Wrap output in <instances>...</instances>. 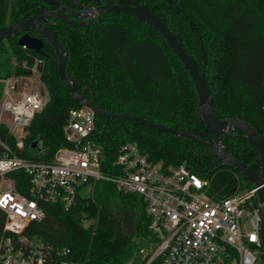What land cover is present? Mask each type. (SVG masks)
Returning <instances> with one entry per match:
<instances>
[{
	"label": "trees",
	"instance_id": "obj_1",
	"mask_svg": "<svg viewBox=\"0 0 264 264\" xmlns=\"http://www.w3.org/2000/svg\"><path fill=\"white\" fill-rule=\"evenodd\" d=\"M58 1L75 7L73 0ZM130 2L155 13L199 71L207 62L205 79L216 118L248 122L264 144V0H103L109 5ZM50 10L38 0H0V28ZM50 30L64 45L75 90L97 106L109 113L208 134L197 115L198 95L188 71L153 27L109 13L97 16L85 29L57 21ZM43 52L45 57L23 50L18 39L0 41V55L11 53L14 58L13 67L0 73V78L30 76L36 60H43L40 80L49 99L28 129L26 153L28 159L51 162L58 149L67 145L64 128L70 110L82 105L62 86L57 54L49 42H44ZM91 138L104 149L111 166L120 148L133 143L166 169L187 163L193 173L210 182L212 195L219 198L253 189L246 176L223 166L204 145L145 125L97 117ZM221 139L235 158L261 171L252 145L226 135ZM37 140H42L40 152L31 150ZM86 187L90 195L78 194L69 209L42 204L44 218L30 222L23 236L47 248L69 251L71 264H143L139 249L149 236L143 199L106 182L91 181ZM260 252L264 262L263 248Z\"/></svg>",
	"mask_w": 264,
	"mask_h": 264
},
{
	"label": "built area",
	"instance_id": "obj_2",
	"mask_svg": "<svg viewBox=\"0 0 264 264\" xmlns=\"http://www.w3.org/2000/svg\"><path fill=\"white\" fill-rule=\"evenodd\" d=\"M40 62L30 76L0 78V210L6 216L0 264H71L69 251L47 248L23 232L44 218L42 204L69 209L91 181L143 199L149 219V236L139 249L143 264H264L256 189L219 198L187 163L166 169L133 143L120 148L111 166L91 138L96 117L89 109L70 110L67 145L51 162L28 159V129L49 99L36 84ZM33 76L31 85L25 82Z\"/></svg>",
	"mask_w": 264,
	"mask_h": 264
},
{
	"label": "water",
	"instance_id": "obj_3",
	"mask_svg": "<svg viewBox=\"0 0 264 264\" xmlns=\"http://www.w3.org/2000/svg\"><path fill=\"white\" fill-rule=\"evenodd\" d=\"M45 3L55 10L47 12L41 16L30 17L19 23L0 28V41H8L18 39V45L26 47L28 51L34 52L39 57H44L43 52L44 40L49 42L58 58V74L64 89L69 95L81 103L82 107L91 110L95 117L111 119L118 118L129 120L141 125H145L152 129H157L171 135H174L180 140H190L207 147L210 152L222 162L225 167H230L237 170L246 176L256 189L259 200L258 214L261 220V240L264 250V144L255 129L244 120H218L214 113V97L208 89L205 79L207 62L205 61L202 71H199L196 64L188 53L183 48L181 42L165 25V23L153 12L146 8L130 2L129 5H109L89 8L81 5L78 0H75L77 7L81 10L80 13L73 12L64 3L58 0H38ZM102 1V0H99ZM122 14L136 18L145 22L150 27H153L164 38L168 46L178 56L185 69L188 71L194 87L198 95L197 115L208 134L197 133L193 131L178 130L167 127L165 125L154 123L139 117L126 114H113L105 111L97 106L93 100L85 98L79 94L74 87L75 82L69 77L67 70L68 58L64 49L63 43L46 27V25H54L57 21L86 28L94 19L102 14ZM86 21L82 22V19ZM35 31L40 38L32 37L29 32ZM44 63L40 62L37 71L42 73ZM222 135L228 137H236L248 142L258 152L261 161V171L258 173L250 166L244 164L235 158L224 146L221 139ZM42 140H37L31 146V150L40 152V144ZM30 160H34L30 156Z\"/></svg>",
	"mask_w": 264,
	"mask_h": 264
},
{
	"label": "rangeland",
	"instance_id": "obj_4",
	"mask_svg": "<svg viewBox=\"0 0 264 264\" xmlns=\"http://www.w3.org/2000/svg\"><path fill=\"white\" fill-rule=\"evenodd\" d=\"M8 47L9 46L7 45L6 48H8ZM13 63H14V58H13V55L11 53L0 55V73H6V71H9V69L13 67ZM11 77H13V75ZM33 78H35V77L33 76L31 79H28V81H25V82H27L28 84L31 85L32 84L31 80H33ZM36 82H37L36 84H38V86H41L42 89H45V86L42 83V81L40 82L39 80H37ZM1 87H2V85L0 86V89H1ZM90 193H91L90 187H86V188L82 189L80 194L82 197H88L90 195ZM133 212H134V210H133ZM4 227H5V216L0 212V243H1L3 235L5 233Z\"/></svg>",
	"mask_w": 264,
	"mask_h": 264
},
{
	"label": "flooded vegetation",
	"instance_id": "obj_5",
	"mask_svg": "<svg viewBox=\"0 0 264 264\" xmlns=\"http://www.w3.org/2000/svg\"><path fill=\"white\" fill-rule=\"evenodd\" d=\"M74 1V3H75V7H69V6H67L68 8H70L73 12H75V13H80L81 12V10L77 7V5H76V2H75V0H73ZM79 1V3L81 4V5H83V6H85V7H89V8H95V7H99V6H103V5H105L104 3H103V0L102 1H99V0H78ZM99 3H101L100 5H99ZM51 7V6H50ZM55 9L53 8V7H51V10L50 11H54ZM50 11H48V12H50ZM45 13H47V12H45ZM45 13H43V14H45ZM43 14H41V15H43ZM41 15H38V16H41ZM84 21H86V18H84V19H82V22H84ZM57 23V22H56ZM71 25V24H70ZM91 25V23L86 27V28H88L89 26ZM72 26H75V25H72ZM46 27L50 30V27H51V25H46ZM76 27H78V26H76ZM80 28H82V27H80ZM83 29H85V28H83ZM51 31V30H50ZM29 34L32 36V35H35V36H32V37H37V38H40V36L35 32V31H31V32H29ZM43 41L45 42L46 40H44L43 39ZM47 42V41H46ZM45 57V56H44ZM42 62H43V60H41ZM44 63V62H43Z\"/></svg>",
	"mask_w": 264,
	"mask_h": 264
},
{
	"label": "snow or ice",
	"instance_id": "obj_6",
	"mask_svg": "<svg viewBox=\"0 0 264 264\" xmlns=\"http://www.w3.org/2000/svg\"><path fill=\"white\" fill-rule=\"evenodd\" d=\"M254 238V237H253Z\"/></svg>",
	"mask_w": 264,
	"mask_h": 264
}]
</instances>
